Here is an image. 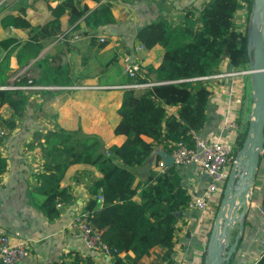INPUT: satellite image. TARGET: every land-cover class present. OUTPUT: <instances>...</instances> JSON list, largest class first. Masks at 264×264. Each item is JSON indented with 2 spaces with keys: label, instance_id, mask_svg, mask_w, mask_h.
Instances as JSON below:
<instances>
[{
  "label": "crops",
  "instance_id": "obj_1",
  "mask_svg": "<svg viewBox=\"0 0 264 264\" xmlns=\"http://www.w3.org/2000/svg\"><path fill=\"white\" fill-rule=\"evenodd\" d=\"M63 1L65 0H0V42L8 39L18 42L14 50L0 46V90H11L24 80L38 83L43 73H47L46 81H59L57 84L31 85L25 91L28 105L20 119L13 116L8 106L0 108V154L3 157L0 158V169L3 167L2 160L5 161V169L0 174V233L28 244L30 256L19 264H70L76 256L81 259L82 264H97V256L86 247L85 242L73 237L70 223L76 213L84 210L91 198L89 189L92 182L101 179L102 175L90 165L71 166L61 187L69 189L75 200L71 205L57 206L60 210L58 217H47L42 209L45 198L37 192V176L45 172L46 160L41 158L39 148H31L37 143L35 135L58 128L71 132L81 130L84 134L99 136L105 148L121 146L126 137L115 135L114 130L120 122L118 111L127 90L73 88L121 87L131 84L123 69L127 56L130 58L133 55L144 68L148 65L158 67L164 57L162 47L134 53V49L141 46L136 38L138 31L161 19L175 22L187 10L197 14L210 0H101L113 5L115 24L92 30L86 28L82 20L70 24L67 12L60 19L61 34L72 32L80 35V39L67 36L63 42H56V38L46 40L42 42L43 50L36 59L28 61L25 56H21L19 61L21 48L30 41V31L3 28L1 20L7 15H21L24 10L25 19L33 27L43 26L53 18L48 5L57 7ZM98 6L99 3L95 1L82 0L78 9L88 7L94 10ZM101 37L105 38V42L100 41ZM40 60L43 62L38 63ZM115 67H118L119 74L116 72V77L110 81L107 76L115 74ZM223 67L222 64L221 71ZM237 82L243 90V104L237 114L239 139L246 133L244 130L248 132L253 103L249 77L240 76ZM143 89L134 91L138 94ZM210 90L212 95L207 108L208 120L201 132L205 137L214 138L220 133L226 98L222 82L212 81ZM248 104L251 109L249 114H245ZM5 121L14 122L15 129L11 130ZM144 140L147 143L153 142L147 137ZM236 156L237 154L229 164V173ZM171 165V154L162 146H156L147 162L133 172L138 181H144L151 171L164 172ZM176 168L191 198L198 196L207 182L205 176L198 174L192 167ZM263 178L264 158L259 180ZM222 191L223 187L219 188L205 211L188 209L179 214L172 256L175 264H205L207 244ZM256 202V197L252 198L244 219L243 239L228 264H255L264 253V213L256 206ZM164 253V250L155 248L139 264H155Z\"/></svg>",
  "mask_w": 264,
  "mask_h": 264
},
{
  "label": "trees",
  "instance_id": "obj_2",
  "mask_svg": "<svg viewBox=\"0 0 264 264\" xmlns=\"http://www.w3.org/2000/svg\"><path fill=\"white\" fill-rule=\"evenodd\" d=\"M81 1L65 0L57 7L48 5L53 18L43 26L33 27L25 19L24 10L21 15L5 16L1 20L3 28L30 31V41L21 48L19 61L21 56L28 61L36 59L43 50L42 42L61 34L60 19L67 12L70 24L82 20L88 29L115 24L110 2L92 0L99 6L90 10L78 9ZM253 1L210 0L197 14L187 10L175 22L161 19L138 31L136 38L145 49L160 46L165 52L158 67L146 66L145 72L135 79L126 76L128 83L153 85L138 94L134 90L124 93L118 111L120 122L114 130L115 135L126 137L121 146L105 148L99 136L81 130L58 128L35 135L37 143L31 148H39L41 158L46 160L45 172L37 176V192L45 198L42 209L47 217H58V204L68 206L75 200L69 189L61 187L67 170L74 165L93 166L102 177L92 182L91 198L84 210L92 213V225L101 232L103 240L118 251L114 264H139L155 248L165 251L155 264H175L172 256L179 214L189 209L191 196L176 166L167 167L164 172L151 171L144 181H138L133 170L147 162L156 146L171 154L178 142L190 143V131L201 132L205 128L212 81L200 78L219 74L227 58L234 69H249L248 29L237 24V14L246 10L249 21ZM17 43L8 39L1 41L0 46L14 50ZM46 74L38 83L24 80L19 85L59 82L46 81ZM5 105L14 117L22 118L28 105L25 90H0V108ZM5 124L11 130L16 127L12 121ZM246 135L247 130L239 138L234 155L243 146ZM144 137L153 142L147 143ZM4 162L0 174L5 169ZM99 196L103 197L102 202ZM70 264H82L81 259L76 256ZM255 264H264V255Z\"/></svg>",
  "mask_w": 264,
  "mask_h": 264
},
{
  "label": "built area",
  "instance_id": "obj_3",
  "mask_svg": "<svg viewBox=\"0 0 264 264\" xmlns=\"http://www.w3.org/2000/svg\"><path fill=\"white\" fill-rule=\"evenodd\" d=\"M245 1V0H244ZM243 4H245L243 2ZM67 36L73 39H80V35L72 32L60 34L56 38V42H63ZM101 42H105V38H100ZM141 45L134 49L137 54L144 50ZM124 73L129 78L135 79L145 72L144 66L133 58L127 56L124 59ZM240 76H250L249 69L245 71L223 72L214 76L200 78L199 80H212L222 82L224 87L223 94L226 98L223 107V117L218 137H205L202 132L190 131V143L178 142L175 149L171 153L174 159V165L178 167H192L198 174L205 176L206 184L198 196H193L189 203V209L194 211H205L211 200H213L216 192L224 187L229 175V164L235 158L234 151L238 143V132L240 125L238 122V112L241 110L243 100V90L237 82ZM228 82V83H227ZM31 84V82H29ZM153 84L132 83L121 87H101V86H76V90H110L124 89L134 90L149 87ZM29 86H14L11 90H27ZM56 89V87H49ZM99 201H103V197H98ZM264 204V198H263ZM61 205L58 204V207ZM92 213L81 210L76 213L71 220L70 228L73 237L80 238L86 244V247L97 256V264H114L118 251L110 247L102 238V234L97 230L91 222ZM264 226V214L262 216ZM28 244L23 240H15L5 233H0V264H19L21 261L30 256ZM264 255V253H263ZM159 264H167L166 262Z\"/></svg>",
  "mask_w": 264,
  "mask_h": 264
},
{
  "label": "water",
  "instance_id": "obj_4",
  "mask_svg": "<svg viewBox=\"0 0 264 264\" xmlns=\"http://www.w3.org/2000/svg\"><path fill=\"white\" fill-rule=\"evenodd\" d=\"M250 22L247 45L253 102L250 125L223 187L207 244L205 264L230 262L243 239L244 219L252 198L256 197V206L264 213V178L259 183L264 158V0L253 1ZM171 159L173 166L172 155Z\"/></svg>",
  "mask_w": 264,
  "mask_h": 264
},
{
  "label": "rangeland",
  "instance_id": "obj_5",
  "mask_svg": "<svg viewBox=\"0 0 264 264\" xmlns=\"http://www.w3.org/2000/svg\"><path fill=\"white\" fill-rule=\"evenodd\" d=\"M247 14H246V10H243V11H240L239 12V15L237 16V24L238 25H240V26H242L243 28H246L247 27V29H250V24H251V22H250V20L249 21H247V19H246V16ZM250 18H251V15H250ZM227 64V65H226ZM223 65H224V67H223V72H234V71H236L237 69H234V67H233V65H232V63H231V61H230V59H225L224 61H223ZM118 68V67H117ZM116 67H115V69H114V72H115V74L113 75V76H107V79L108 80H113L115 77H116V74L118 73V69H117ZM117 72V73H116ZM119 74V73H118ZM247 99H249L248 98V96H247ZM253 103V102H252ZM250 109H251V107H250V105L248 104V106H247V109H246V113L245 114H249V112H250ZM247 123V122H246ZM246 123H245V127L247 128V125H246ZM244 132H246V130H244ZM244 134V133H243ZM242 134V135H243ZM241 135V138H243V136ZM240 138V139H241ZM262 180V179H261ZM259 183L261 184V181L259 180ZM260 186V185H259ZM258 186V187H259ZM258 190H259V188H258ZM257 190V191H258Z\"/></svg>",
  "mask_w": 264,
  "mask_h": 264
}]
</instances>
